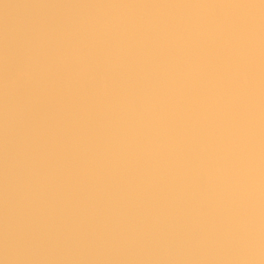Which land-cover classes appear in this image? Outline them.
I'll list each match as a JSON object with an SVG mask.
<instances>
[{"label": "bare ground", "instance_id": "6f19581e", "mask_svg": "<svg viewBox=\"0 0 264 264\" xmlns=\"http://www.w3.org/2000/svg\"><path fill=\"white\" fill-rule=\"evenodd\" d=\"M0 264H264V0H0Z\"/></svg>", "mask_w": 264, "mask_h": 264}]
</instances>
